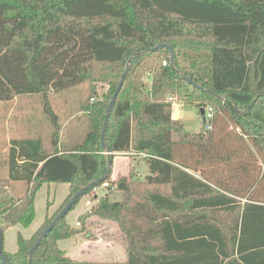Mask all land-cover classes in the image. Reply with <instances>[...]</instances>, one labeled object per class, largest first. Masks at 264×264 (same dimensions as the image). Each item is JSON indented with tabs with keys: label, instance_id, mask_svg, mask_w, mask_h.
<instances>
[{
	"label": "trees",
	"instance_id": "trees-1",
	"mask_svg": "<svg viewBox=\"0 0 264 264\" xmlns=\"http://www.w3.org/2000/svg\"><path fill=\"white\" fill-rule=\"evenodd\" d=\"M158 44L172 48L173 64L168 50L150 51ZM126 67L102 149L105 111ZM97 83L107 90L99 94ZM82 84L89 85L81 105L87 132L59 148L48 94ZM23 95L42 97L52 152L40 137L9 141L0 173L4 264H264V175L255 167L264 165V0H0V102ZM168 95L211 106V129L185 132ZM127 152L146 155L145 183L165 193L139 191L129 182L133 171L110 179L113 158ZM11 182L27 185L24 196L11 193ZM92 182L108 191L89 215L123 227L126 260L73 261L57 246L74 236L65 218L94 188L29 256L63 206ZM50 183L70 186L65 204L33 241L18 233L17 250L6 252L1 223L27 228L36 191ZM114 192L142 199L110 204Z\"/></svg>",
	"mask_w": 264,
	"mask_h": 264
},
{
	"label": "rangeland",
	"instance_id": "rangeland-1",
	"mask_svg": "<svg viewBox=\"0 0 264 264\" xmlns=\"http://www.w3.org/2000/svg\"><path fill=\"white\" fill-rule=\"evenodd\" d=\"M143 82L148 84L145 78H143ZM95 87L99 94L101 91L107 90L105 84L97 83ZM88 92L89 85L82 84L56 94H48V103L57 116L60 128L58 133L59 146L63 140L73 141L72 144L83 140L88 129V121L81 105L85 104ZM170 97L173 99V104H176L172 108L174 116L181 120L185 132L195 134L204 130L203 117L199 114L197 106L193 103L184 102V97L179 98L176 95L166 96V101ZM53 129L50 118L44 112L43 99L40 95H23L10 102H0L1 175H6L7 149L10 140L40 137L44 143V149L51 153ZM124 165V161L116 158L115 162L111 164V170L114 173L121 171ZM255 167L260 168L262 178L264 165L261 164V161H257ZM139 170L129 179L132 186H135L139 191L149 189L160 193L166 192V188L163 186L146 184L144 180L146 174L141 172L143 167ZM262 181L261 185H264V178ZM26 190L27 185L23 182H11L10 184V191L17 198L24 196ZM105 193L106 190L102 186L95 187V190L84 195L67 214L65 224L74 233V236L59 240L57 246L68 259L100 263L124 262L126 260L129 243L123 227L111 219L89 215L92 207L98 204ZM69 196L70 186L68 184L50 183L40 186L34 197V218L27 228L12 224L6 226L3 222L1 223L5 251L13 253L17 250L16 237L18 233L23 238L33 241L39 234L40 227L46 218L55 214L65 204ZM124 197L125 199L129 198V202L142 199L137 194L133 196L127 194ZM76 222L79 223V226L76 225Z\"/></svg>",
	"mask_w": 264,
	"mask_h": 264
},
{
	"label": "water",
	"instance_id": "water-1",
	"mask_svg": "<svg viewBox=\"0 0 264 264\" xmlns=\"http://www.w3.org/2000/svg\"><path fill=\"white\" fill-rule=\"evenodd\" d=\"M158 49H166L169 51L170 54V62L171 64H173V52H172V48L167 45V44H158L155 47H153L152 49H150V51H156ZM128 73V67L125 68L124 72L121 74L120 80L114 90V93L112 95V98L110 99L108 106L106 108L105 111V121L103 123V127H102V132H101V147L102 149H105V143H104V133L106 130V125H107V120L111 111V108L113 106V104L116 101V98L120 92V89L123 85L124 79L126 77ZM186 81H189L187 78H185ZM192 85L196 88H198L199 90H203L201 87H199L197 84L192 83ZM199 114L203 117V108L199 109ZM110 165V161H108L107 163V168ZM98 184V182H92L89 185H87L86 187L82 188L81 190H79L77 193H75L70 200L63 206V208L59 211V213L53 218V220L48 224V226L44 229V231L40 234V236L38 237V239L36 240V242L32 245V247L30 248V250L28 251V255H32V253L34 252V250L39 246V244L45 239V237L47 236V234L53 229V227H55L58 222L65 217V215L71 210V208L76 204L77 200L79 198H81V196L84 195L85 192H87L90 189L95 188V186ZM96 198V196H95ZM108 200L110 202V204H118L121 203L124 200V196L121 193H115V194H111L108 197ZM2 242V239H0V243ZM0 259H1V263L4 264V259L2 257L1 254V250H0Z\"/></svg>",
	"mask_w": 264,
	"mask_h": 264
},
{
	"label": "crops",
	"instance_id": "crops-1",
	"mask_svg": "<svg viewBox=\"0 0 264 264\" xmlns=\"http://www.w3.org/2000/svg\"><path fill=\"white\" fill-rule=\"evenodd\" d=\"M175 105L176 104H173V107ZM172 117L174 119H179V118H176L174 116L173 112H172ZM71 142H73V141L63 140L62 143H61V146H59V147L61 148L62 144H63V147H65V148L68 147V146H71L70 145V144H72ZM43 147H44V143H43ZM116 158H119L120 160L124 161L125 165H124L123 169H121V171H117V172L114 173V171L111 170L110 179L112 181H116V180H118V179H120L122 177H128L131 171L136 173L137 171H140L139 168H141V167H143V170L141 172H144L145 174H147V166H146L144 160L142 159V157L139 156V154L135 155L133 152L120 153V154L117 153L116 156L113 158L112 163L115 162Z\"/></svg>",
	"mask_w": 264,
	"mask_h": 264
},
{
	"label": "built area",
	"instance_id": "built-area-1",
	"mask_svg": "<svg viewBox=\"0 0 264 264\" xmlns=\"http://www.w3.org/2000/svg\"><path fill=\"white\" fill-rule=\"evenodd\" d=\"M162 65H166V61L162 62ZM147 77H150V73L147 74ZM90 101L92 102L93 99H90ZM168 101L171 102L173 104V99L170 97L168 98ZM203 108V121H204V131H208L211 129L212 126V119H213V113L214 110L211 106L207 105L202 107ZM139 156L144 158L146 155L144 153H139ZM102 187L108 191V184L107 183H103ZM95 190V188L93 189ZM111 190L113 191L114 189L111 188ZM76 225L79 226V223L76 222Z\"/></svg>",
	"mask_w": 264,
	"mask_h": 264
}]
</instances>
